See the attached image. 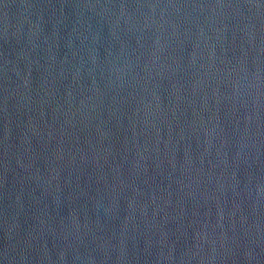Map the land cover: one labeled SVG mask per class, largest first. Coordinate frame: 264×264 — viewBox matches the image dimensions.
Masks as SVG:
<instances>
[{"label":"water","instance_id":"1","mask_svg":"<svg viewBox=\"0 0 264 264\" xmlns=\"http://www.w3.org/2000/svg\"><path fill=\"white\" fill-rule=\"evenodd\" d=\"M0 264H264V0H0Z\"/></svg>","mask_w":264,"mask_h":264}]
</instances>
